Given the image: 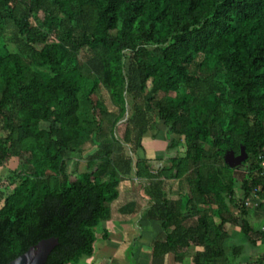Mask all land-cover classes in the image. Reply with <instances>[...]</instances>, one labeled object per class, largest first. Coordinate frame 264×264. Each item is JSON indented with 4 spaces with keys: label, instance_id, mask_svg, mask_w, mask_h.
<instances>
[{
    "label": "trees",
    "instance_id": "1",
    "mask_svg": "<svg viewBox=\"0 0 264 264\" xmlns=\"http://www.w3.org/2000/svg\"><path fill=\"white\" fill-rule=\"evenodd\" d=\"M127 94L144 102L121 137L144 152L140 192L125 183L130 157L114 150ZM160 122L176 153L157 167L144 143ZM94 143L72 180L69 154ZM242 145L246 168L226 165L224 152ZM12 157L22 169L0 191V264L50 236L59 244L44 264L92 256L113 202L133 215L143 200L161 228L151 262L242 264L264 244L246 205L257 198L264 213V0H0V166Z\"/></svg>",
    "mask_w": 264,
    "mask_h": 264
},
{
    "label": "rangeland",
    "instance_id": "2",
    "mask_svg": "<svg viewBox=\"0 0 264 264\" xmlns=\"http://www.w3.org/2000/svg\"><path fill=\"white\" fill-rule=\"evenodd\" d=\"M12 35L10 33H7L5 36V42L6 46L5 49L10 50V51H15L16 46L11 42ZM100 95L105 99V102L107 103L110 112L106 114V117H113V111H115L112 107V102L107 94V92L103 89L100 92ZM127 108L128 111L125 114V117L118 123L117 129H116V136L118 141L115 142L114 144V150L116 152H119L123 149L125 155L130 157L131 159V165H130V172L128 176H126L127 179H125L126 185H128L129 188H132V191H141L142 188V183L143 181L139 180L136 178L135 173H134V164L137 159H140L144 156V152L142 149H137V151H133L130 145H126L122 143L121 137L123 134V128H124V122L129 116V113L132 112L133 107L143 106V101L139 97L137 98V101L132 103V97L131 95L127 94ZM139 100V101H138ZM149 140H155L156 143V150L157 154L148 156L152 159V163L155 166H161L162 162L167 160L171 155L175 154L176 151L174 150H168V145L173 140V138L167 133L165 126L163 125L162 122H160L156 128L152 131H150V134H148ZM154 138H152V137ZM178 139L182 140L181 138L178 137ZM102 144L101 143H94L90 148L85 150L82 153L75 152V153H70L69 158H68V167L67 171L70 174V177L72 180L75 179L76 172H82L85 170V161L90 155H93L96 153L97 150L101 148ZM178 153V152H177ZM76 163H78L76 165ZM247 165H241L239 168L240 170H244ZM22 167L20 166L19 159L17 157H12L8 162L0 166V191L2 192H8L10 191L11 185L9 186V181L8 177L11 175L12 170H21ZM173 182L170 183V185ZM144 184H147L145 182ZM169 185V186H170ZM131 186V187H130ZM136 204L139 203L137 199H135ZM259 201H257L258 203ZM118 201L113 202L112 204V214L109 216L106 220H103L100 222L97 227H96V242H95V253L90 256L91 258L89 261L92 264H179L176 263L172 257H165L163 259L155 260L153 262L150 261V258L148 255L142 251V247L144 245L150 244L152 240L161 232V228L155 224L153 221H149L145 218L144 211L148 208L149 204L147 203L146 200L142 201V206L141 210L133 215H127V214H122L119 209H118ZM121 204L125 203V201H121ZM259 204V203H258ZM258 204H256V200L253 199L251 200V203L249 205L250 208V219L253 223H257L260 220L259 215H264L263 210H258ZM134 209H137V205L133 203ZM124 210L126 211L127 205L124 206ZM129 208V207H128ZM259 212V214L257 213ZM263 213V214H262ZM129 216V217H128ZM129 220V225L130 229L128 231H125V234L122 235L123 237L126 238L127 241H123L120 244V247L117 248L116 246H113V244H108L107 246V241L102 238V234L104 231L105 227H108L110 230V233H116L114 229L113 224H115L114 219H124L127 218ZM114 222V223H113ZM128 222V221H127ZM229 230L232 234V237L236 239V242L238 241L239 244L245 243V236L243 233L240 231L239 227H234L230 226ZM118 231V230H117ZM121 233V232H119ZM147 236V237H144ZM113 248V249H112ZM102 254V256L100 255ZM264 254V248H254L252 246L248 247V254L242 259V264H249L251 263L254 259L257 257L261 256ZM103 258V259H102ZM88 259V257H87ZM183 264H193L191 261V256H188L185 259V262Z\"/></svg>",
    "mask_w": 264,
    "mask_h": 264
},
{
    "label": "water",
    "instance_id": "3",
    "mask_svg": "<svg viewBox=\"0 0 264 264\" xmlns=\"http://www.w3.org/2000/svg\"><path fill=\"white\" fill-rule=\"evenodd\" d=\"M248 156L249 154L246 151L245 146L242 145L239 153H236L232 149L226 150L223 159L226 165L232 168H237L247 160ZM58 244L59 238L56 236L43 238L6 264H44L51 251Z\"/></svg>",
    "mask_w": 264,
    "mask_h": 264
},
{
    "label": "crops",
    "instance_id": "4",
    "mask_svg": "<svg viewBox=\"0 0 264 264\" xmlns=\"http://www.w3.org/2000/svg\"><path fill=\"white\" fill-rule=\"evenodd\" d=\"M155 140L156 139H153V140H149V139H147L146 141H145V145H146V149H147V151H148V153H149V156H150V154L152 155H155V154H157V152H159L158 150H156L155 148H158V147H156V143H155ZM112 214V213H111ZM129 217V216H128ZM128 217L127 218H124V219H119L118 221H117V219H114V222H115V224H113V226H114V229L113 230H115V232L116 233H109V240L107 241V246H108V244H113V246H116L117 248H119L120 247V244H121V242H123L124 240L125 241H127L126 240V238L125 237H123L122 235H124L125 234V231H128L129 229H130V226L129 227H127V225H129V224H127V223H129V220L131 219H128ZM128 221V222H127ZM150 221V220H149ZM113 222V223H114ZM151 222V221H150ZM256 225L257 226H262L263 228H264V218L263 217H261L260 218V220H259V222H257L256 223ZM118 230V231H117ZM119 232H121V233H119ZM144 237H147V236H145L144 235ZM148 238V237H147ZM149 244H147V245H144V246H141L142 247V251H144L147 255H148V257H150V254H149V250L147 249V246H148ZM256 248H259V249H261V248H264V244H259ZM113 249V248H112ZM101 256H102V254H100ZM90 256H88V259H87V257H82L78 262H76V263H70V264H92L89 260L91 259V258H89ZM167 258L169 257H172V256H170V255H168V256H166ZM103 259V258H102ZM173 259V258H172Z\"/></svg>",
    "mask_w": 264,
    "mask_h": 264
},
{
    "label": "built area",
    "instance_id": "5",
    "mask_svg": "<svg viewBox=\"0 0 264 264\" xmlns=\"http://www.w3.org/2000/svg\"><path fill=\"white\" fill-rule=\"evenodd\" d=\"M262 166L264 167V161L262 162ZM253 199H255L256 200V204H258L257 203V201H258L257 198H252V199L246 201V205H250L251 200H253Z\"/></svg>",
    "mask_w": 264,
    "mask_h": 264
}]
</instances>
